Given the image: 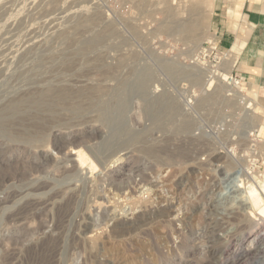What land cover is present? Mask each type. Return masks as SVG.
I'll return each mask as SVG.
<instances>
[{"label":"rangeland","instance_id":"374dc122","mask_svg":"<svg viewBox=\"0 0 264 264\" xmlns=\"http://www.w3.org/2000/svg\"><path fill=\"white\" fill-rule=\"evenodd\" d=\"M195 1L202 12V25L199 21L201 26L194 36L188 40L181 38L182 33H164L161 25L171 21L162 9L169 6L176 11L175 20L194 22L197 12L188 9ZM212 10L213 0H0V87L5 83L2 89L12 82L17 72L29 68L40 53L48 55L50 50L56 55L51 57L52 60L47 57L51 65L30 79L32 84L30 80L27 86L23 84L34 92L32 94L52 86L57 89L69 86L74 90L91 84L102 85L105 82L103 72L116 66V55L134 52L137 57L139 55L140 63L146 61L152 65L171 94L198 122L191 133L183 134L186 138L182 137L191 140L187 143L189 146H185L195 157L194 165L186 169L189 185L183 190L178 175H167L165 170L160 174L164 182L155 187V202L147 208L140 204L133 211L130 196L127 197L129 187L138 183L139 193V186L154 177L142 161L134 162L129 149L118 151L93 172L74 161L72 148L88 150V146L105 136L106 129L99 122L52 128L46 132L49 141L43 146L12 148L10 141H1L0 175L11 177L0 185V264H204L206 261L221 264L226 259L230 260L229 264H253L254 259L237 260L231 251L239 241L235 228L244 227L245 222L232 219L224 223L221 220L223 209L218 195L224 191L228 179H220L223 177L220 172L225 168L227 158L219 148L216 154L221 156L207 163L205 143L210 141L219 147L225 142L228 150L233 146L249 168L262 174L264 107L260 97L247 88L245 79L235 72L233 75L239 83L230 79L225 82L233 93L241 96L233 108L225 104L230 95L220 88L221 84L212 82L209 87L205 84L213 67H219L229 58L227 50L220 48L211 34ZM96 17L98 26L105 23L114 26L117 33L109 37L110 42L116 43L122 38L125 44L115 49H97L94 53L101 52L103 60L96 62L91 53L90 63L80 61L75 50L58 51L65 38L73 39V45H79L88 19ZM214 42L217 50L211 53L209 48L215 46ZM156 57L206 72L205 83L200 86L181 78L172 81L169 75L161 72L154 60ZM72 60L75 65L63 75L58 67ZM43 80H50L51 84ZM24 86L20 90H25H19V93L29 91ZM211 94L214 102L221 103L218 115L209 112L211 105H205L201 110L194 107L196 100ZM248 101L257 106L246 107ZM29 110L33 111V108ZM132 110L134 112L135 108ZM246 112L253 115L257 123L256 135L248 133L244 138L248 150L251 147L257 154L254 167L249 151L237 146L240 132L246 131L240 126ZM71 140L74 142L70 144ZM199 164L207 171L193 170L199 168ZM72 166L87 189L91 187L92 179H97L100 192L95 201L90 193L78 191L80 181L74 179L68 184L61 179V169ZM215 166L218 168L214 173L211 169ZM197 181L207 184L212 194L198 187ZM72 195L75 197L70 200ZM194 197L196 199L192 200ZM204 201L208 202V207L202 209ZM200 218L204 225L199 229L195 224ZM214 222L224 228L221 231L213 228ZM162 236L166 243L161 241ZM251 238L252 233L245 243ZM262 254L261 249L258 255Z\"/></svg>","mask_w":264,"mask_h":264},{"label":"bare ground","instance_id":"6f19581e","mask_svg":"<svg viewBox=\"0 0 264 264\" xmlns=\"http://www.w3.org/2000/svg\"><path fill=\"white\" fill-rule=\"evenodd\" d=\"M198 4L199 3L195 1L188 9V11L197 12L196 21L194 20V22H190L189 20H175L176 11L169 6H165L162 12H164L171 22L161 25L163 32L168 35H180V33H182L181 38L188 40L193 37L195 30L202 25V12L201 9L197 8ZM88 21L89 22H87L84 27L85 35L82 40L80 39L81 43L75 46L73 45V39H62L58 51L66 53L67 51L75 50L77 51L80 61L83 63H90L91 53L94 54L93 58L96 62L103 60L102 54H100L101 52L94 53L97 49L101 47L115 49L125 44L122 38L116 43L110 42L109 37L117 33L112 24L105 23L104 25L98 26L97 17L88 19ZM201 50L203 51L204 48L202 47ZM49 53L48 55H46V53H40L29 68L17 72L12 82L6 83V88L2 89L5 83L1 85L0 142L3 140L10 141L13 143L12 148L43 146L49 141L48 133L46 134V132L50 131L52 128L58 127L61 129L84 125V123L87 122H99L106 129L105 136L98 139L94 145L88 146V150H85L84 147L72 148L71 153L75 155L74 161H76L81 168L88 169L91 172L96 171L99 165L114 156L118 151L125 149H129L134 162L142 161L145 169L152 172L154 179H150V181L148 180L146 183L142 184V186H139L141 189L139 193H137L138 183L129 187L127 191L128 196H126H130L132 205L131 211L140 204H143L144 207L147 208V206L155 202L153 199L156 194L155 187L164 182V178L160 176V174L165 170L166 173L168 172L167 175L171 173L178 175L179 183L183 185V190L189 185L190 181L187 178L188 172L186 169L187 166L194 165L195 157L194 155L192 156L191 153L189 154V150L186 147L189 144L188 141L191 140H185L182 137H185L183 134L191 133L196 128L198 122L189 115V112L185 111L183 105L171 94L166 83L161 80L158 76L159 73L154 70L152 65L146 61L140 63L139 55L137 57L134 52H127L126 54L120 53L116 55V66L110 67L103 72L105 82L102 85L91 84L90 86L78 87L74 90L69 88V86L58 89L52 86L47 89L45 87L46 90L44 89L43 91L39 89L40 92L32 94L34 92L32 91L31 93V89L29 90L26 88V83L33 77L40 75L42 71L47 70L48 65H51L49 63L51 61H48L49 59L47 60V57L49 56L48 58L52 60L51 57L55 55V52L50 50ZM154 60L161 72L164 75H169L172 81L181 78L183 80L190 79L198 84L203 82L201 71L197 69H181L178 65L167 62L165 59L159 57L154 58ZM72 61L73 62L62 63L61 67H58L63 75L75 65V60ZM53 63L55 64V61ZM230 67L231 60L228 58L219 67H213V73H211V75L209 74L207 82L204 83L206 85L208 84V87L212 82H218L219 85L221 84L220 88L224 89V91L228 92L230 95L229 101L225 102V104L233 108L236 99L241 98V96L233 93L232 90L229 89L230 85L225 84V82L230 79ZM39 78H41V76ZM32 80H30V82ZM32 83L33 82H31V84ZM21 86L28 89L29 91L27 92H30L31 95L26 94L27 92L24 94L19 93ZM35 87L38 88L37 86H34V88ZM22 90L25 89L23 88L20 91ZM214 99L212 94L208 95L202 99L196 100L194 107L196 110H201L205 105H211L209 112L218 115L222 109L219 107L221 103L214 102ZM134 100L136 101L135 103ZM217 102H220V100ZM133 106L135 108L134 112L132 110L134 109ZM250 106L255 108L257 103L248 101L246 107ZM32 108L33 111L29 110ZM254 121V116L247 112L244 113V116L240 120V126L246 131L240 132L237 138V146L243 147L242 150L244 151L245 149L248 150V144L245 143L246 141L244 139L245 135L248 133L253 136L256 135L257 123ZM157 134H159L158 137ZM259 134H261V132H259ZM72 142H74V140H71L69 143L71 144ZM224 143H219V147H216L215 144L210 141L207 144L205 143L207 147V154L205 155L207 163L210 164V162H213L212 160L214 158L221 156L216 154L219 152L218 149L221 148L222 151L220 152H224L227 158L225 168L223 167L224 169L220 172L223 175L220 179H228V181H226L225 186H223L224 191L219 195L217 194L221 201L220 206L223 209L221 220L224 223H228L232 219L245 222L242 228L234 227L235 232L237 231L239 233V241L237 246L231 251L237 260L249 257L254 259L253 264H264V245L262 244V241H264V172L259 175L255 168H249L243 157L235 153V148L232 146V148L228 150ZM249 148L250 157H253L251 158V166L254 167L257 154H254V150L251 147ZM235 155H237V157ZM198 166L199 168L193 170L199 169L201 171H207L202 164ZM216 168L218 167L215 166L211 171L214 173L217 172ZM248 169L251 170L248 172ZM60 173L61 179L65 180V183L69 184V181L74 179L80 181L81 186H79L78 191L83 194L88 192L93 196V200H91H96L100 192L96 178L92 179V185L87 189L84 180L81 179L75 166H72L70 169L62 168ZM8 177L11 176L6 174L0 175V185L7 181V179H9ZM109 182L113 184L112 181ZM197 183L198 187H203L206 193L212 194V189L207 184L198 181ZM115 187L118 188L117 185ZM167 190L171 192V190ZM239 191L241 192L238 193ZM115 193L116 192H114V194ZM236 193L238 194L235 195ZM74 197L75 196L72 195L70 200ZM194 199L196 198L194 197L192 200ZM89 200L90 199L87 201ZM85 207L89 208L87 205ZM206 207H208V202H202V209ZM203 225L204 222L201 218L198 219L195 224L199 229L202 228ZM213 228L221 231L224 227L214 222ZM262 228L263 230H261ZM251 233L252 238L248 243H245L247 240L246 238ZM161 241L166 243L164 236H162ZM186 246L187 245H185L184 248ZM261 249L263 254L258 255ZM157 259H154V261ZM196 261H199V259H196ZM208 262L209 261H206L204 264H208ZM229 262L230 260L226 259L222 261L221 264H229ZM197 264L201 263L198 262Z\"/></svg>","mask_w":264,"mask_h":264},{"label":"crops","instance_id":"0c3cea01","mask_svg":"<svg viewBox=\"0 0 264 264\" xmlns=\"http://www.w3.org/2000/svg\"><path fill=\"white\" fill-rule=\"evenodd\" d=\"M211 34L264 107V0H213Z\"/></svg>","mask_w":264,"mask_h":264},{"label":"built area","instance_id":"2783aa9c","mask_svg":"<svg viewBox=\"0 0 264 264\" xmlns=\"http://www.w3.org/2000/svg\"><path fill=\"white\" fill-rule=\"evenodd\" d=\"M214 43H215V42H214ZM209 49H210L211 53H214V51L217 50V48H216V43H215V46H210ZM219 52H221V51L219 50ZM224 55H225V54H224ZM230 80H234L235 83H236V82L239 83V80L235 79V77H234L233 74H230Z\"/></svg>","mask_w":264,"mask_h":264},{"label":"water","instance_id":"95a60500","mask_svg":"<svg viewBox=\"0 0 264 264\" xmlns=\"http://www.w3.org/2000/svg\"><path fill=\"white\" fill-rule=\"evenodd\" d=\"M167 62H169L168 60H166ZM172 63V62H171ZM175 64V63H174ZM177 65V64H176ZM178 67H180L181 69H186V68H190V66H180V65H178ZM201 76H202V78H203V82L202 83H200V84H198V83H196V84H198V85H203L204 84V82H205V76H206V72H203V71H201Z\"/></svg>","mask_w":264,"mask_h":264}]
</instances>
